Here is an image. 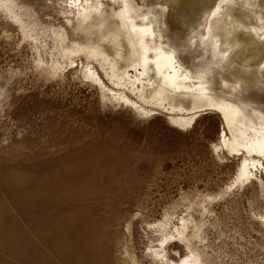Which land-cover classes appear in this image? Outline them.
Here are the masks:
<instances>
[{
    "label": "rangeland",
    "instance_id": "obj_1",
    "mask_svg": "<svg viewBox=\"0 0 264 264\" xmlns=\"http://www.w3.org/2000/svg\"><path fill=\"white\" fill-rule=\"evenodd\" d=\"M228 1L0 0V264H264V158L234 184L248 155L224 149L221 116L176 127L159 105L188 98L160 99L113 29L129 2L264 127V0Z\"/></svg>",
    "mask_w": 264,
    "mask_h": 264
},
{
    "label": "bare ground",
    "instance_id": "obj_2",
    "mask_svg": "<svg viewBox=\"0 0 264 264\" xmlns=\"http://www.w3.org/2000/svg\"><path fill=\"white\" fill-rule=\"evenodd\" d=\"M228 2H231V0ZM122 4L123 9L120 12L115 13L120 20V24L113 29H115L114 32L116 34L125 36L126 40L131 45L132 57L129 60L131 61L129 69H134L137 72L141 71L140 76L143 78L148 77L152 71L155 80L160 83V88L156 92L160 99H166L167 96L172 98L177 96L188 98L180 100L176 99L172 100L174 102L159 105L169 114L179 115V118L172 119L171 121L176 127L181 129L186 125L192 126L198 114L204 111H213L219 114L224 122L225 128L227 127L232 135V140L227 141L226 135L222 134L221 143L224 149L228 148L229 151L237 156L242 154L248 155V157L245 156V159L240 166L234 184H236V182L239 183L252 179L254 176L253 171H258V166L262 165L260 160L256 161L252 159V157L264 158L263 125H261L260 128L251 126V116L247 114V108L240 103L236 104L229 102L226 99L213 96L206 80L199 75L201 81H205H197L199 78L197 74L196 76H192L187 68L180 64L177 55L162 45L160 41L162 39H159L160 36L157 35L158 33L154 30L156 28H153L152 26L154 22L153 19L146 23L147 19L144 18L142 12L141 14L143 16L138 13L139 9L131 6L129 2H123ZM221 4L222 2L218 3L209 14L210 24L208 28L210 30H216L218 24L215 19ZM96 8L97 3L85 9V12L90 13V10ZM229 21V18L225 19L224 31L230 38L232 34ZM84 25L90 26L91 23L86 21ZM210 30L209 32H211ZM231 38L233 41L238 39L236 36H232ZM234 42L239 46V51L237 53V55H239L242 51V44H239L236 41ZM90 53L97 56H106L100 45L93 46ZM257 55L260 57V54L257 53ZM110 61H108V65L111 67V72L117 76V64L116 62L114 63V61ZM90 76L92 78L94 77L96 82H99V79L95 74L90 72ZM136 81L141 82L143 80ZM141 83L143 84L144 82ZM235 88L238 89L239 84ZM179 101L183 103L182 105H185L188 110L180 105L176 106Z\"/></svg>",
    "mask_w": 264,
    "mask_h": 264
}]
</instances>
